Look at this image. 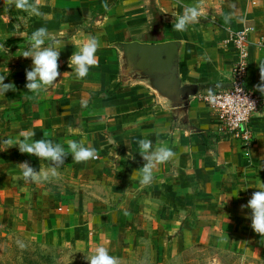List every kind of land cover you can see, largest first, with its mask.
Wrapping results in <instances>:
<instances>
[{
  "label": "crops",
  "instance_id": "1",
  "mask_svg": "<svg viewBox=\"0 0 264 264\" xmlns=\"http://www.w3.org/2000/svg\"><path fill=\"white\" fill-rule=\"evenodd\" d=\"M197 2L40 0L39 9L45 15L37 17L0 0V45L9 50L0 49V75L6 76L5 83L16 86L15 92L0 95V140H22L24 134L34 133L32 140L61 143L65 151L69 139L97 150V159L83 163H76L69 154L59 168V176L74 185L66 190L74 197L84 194L92 199L85 217L80 216L86 230H101L103 224L115 222L116 215L124 216L126 222L134 207L130 199L140 198L145 192L162 199L168 195L176 198L178 192L186 199L195 194L203 202L223 203L234 214L250 216V210L241 206L255 191L264 189V96L255 90L260 83L259 63L264 62V0H199L206 18L185 32L174 31L173 21L183 13V5ZM153 7L163 20L162 28L160 24L152 26ZM228 13L233 19L225 24L222 17ZM41 27L60 41L56 50L60 51L61 76L38 97L25 99V95L32 96L25 88V70L31 69L32 60L21 55L32 32ZM236 32H246V88L261 103L252 120L250 144L225 136L197 96L175 108L147 81L124 74L121 55L114 47L179 42L178 75L182 85H196L199 90L212 85L228 89L235 60L229 40ZM89 36L99 42L98 62L85 78L77 79L69 67L70 57ZM198 135H205L204 143ZM144 138L154 147L167 142L176 154L154 170L153 182L147 186L140 183L139 170L146 161L136 143ZM12 146H0V166L5 164L8 172L0 170V184L7 179L9 189L13 180L9 173L19 172L20 163L28 162L37 172L49 167L47 161L21 154ZM3 188L0 185V194ZM43 188V194L47 193L48 186ZM111 194L119 197V202L106 200ZM60 204L51 210L55 226L69 210L63 201ZM74 210L78 211V204Z\"/></svg>",
  "mask_w": 264,
  "mask_h": 264
},
{
  "label": "rangeland",
  "instance_id": "2",
  "mask_svg": "<svg viewBox=\"0 0 264 264\" xmlns=\"http://www.w3.org/2000/svg\"><path fill=\"white\" fill-rule=\"evenodd\" d=\"M0 170L8 173L5 164ZM20 171L9 173L11 189L4 177L0 184L5 189L0 194V264H89L98 246L120 264H264V238L247 222L250 216L234 214L223 203L203 202L195 194L162 199L145 192L130 199L134 207L126 222L116 215L103 229L86 230L80 216L85 217L90 196L74 197L65 189L74 185L59 176V169L57 177L42 183L24 181ZM62 201L69 210L55 226L51 210Z\"/></svg>",
  "mask_w": 264,
  "mask_h": 264
},
{
  "label": "clouds",
  "instance_id": "3",
  "mask_svg": "<svg viewBox=\"0 0 264 264\" xmlns=\"http://www.w3.org/2000/svg\"><path fill=\"white\" fill-rule=\"evenodd\" d=\"M179 2V0H178ZM9 6L15 9L27 12L29 15L42 17L45 14L39 9L40 0H6ZM201 18L205 17V12L201 3L193 5H183V13L175 17L172 29L178 32H185L190 25L198 24ZM225 24H230L233 14L223 15ZM47 42V43H46ZM60 41L52 38L47 28L41 27L32 32L29 44L21 55L23 58H31V69L25 70L26 81L25 88L27 93L32 96L25 95V99H34L39 96L42 90H45L56 84L57 78L61 76L58 71V59L60 51L56 50V46ZM99 42L96 38L89 36L78 51H75L70 57L69 67L73 68L72 72L77 79L85 78L89 69L97 65L96 52ZM0 49L9 51L4 45H0ZM260 83L255 86V90L264 96V62L259 63ZM6 76L0 75V95H4L8 91H16L14 83H5ZM219 87V85H216ZM207 99L213 103L216 101L215 89H207ZM248 101V100H247ZM249 103V102H248ZM253 105V103H249ZM34 133L24 134L22 140H14L6 138L0 140V146L15 145L21 154L35 156L41 161H47L49 167L47 170L41 169L37 172L28 162L17 165L21 170L23 180L32 183H42L49 181L50 178L58 176V169L64 165L65 159L71 154L72 159L76 163L88 162L98 158V152L95 148L88 147L84 142L75 140H67L68 151H65L61 143H54L51 140L40 139L32 140ZM142 158L146 161L144 166L139 170L140 183L142 185H150L153 182L154 170L162 164L168 163L175 157V152L168 147L167 142H158L153 146V142L149 139H138L136 141ZM11 148V147H8ZM6 148L5 151L8 149ZM55 165V166H52ZM242 209L250 210L251 228L253 231L264 238V189L255 191L246 205L241 206ZM21 248L23 243L17 241ZM89 264H120L117 257L109 255L108 249L104 246L95 248L94 254L88 259Z\"/></svg>",
  "mask_w": 264,
  "mask_h": 264
},
{
  "label": "built area",
  "instance_id": "4",
  "mask_svg": "<svg viewBox=\"0 0 264 264\" xmlns=\"http://www.w3.org/2000/svg\"><path fill=\"white\" fill-rule=\"evenodd\" d=\"M229 41L235 54L230 73V87L224 89L212 85L203 89L197 98L207 109L211 119L219 123L220 130L225 136L243 144H250L252 120L261 103L259 98L246 88L248 71L246 32L232 34ZM208 88L215 89V103L207 99Z\"/></svg>",
  "mask_w": 264,
  "mask_h": 264
},
{
  "label": "water",
  "instance_id": "5",
  "mask_svg": "<svg viewBox=\"0 0 264 264\" xmlns=\"http://www.w3.org/2000/svg\"><path fill=\"white\" fill-rule=\"evenodd\" d=\"M121 55L124 74L140 77L158 93L163 95L172 106L179 108L187 105L189 99L200 94L198 86L181 84L178 75L179 42L162 44L126 43L116 44Z\"/></svg>",
  "mask_w": 264,
  "mask_h": 264
},
{
  "label": "trees",
  "instance_id": "6",
  "mask_svg": "<svg viewBox=\"0 0 264 264\" xmlns=\"http://www.w3.org/2000/svg\"><path fill=\"white\" fill-rule=\"evenodd\" d=\"M152 10H151V15H152V17H153V22H152V26L154 25V23L155 24H157V25H159L160 24V27L162 28V26H163V20H162V18H161V16H160V14L157 12V10L153 7V8H151ZM151 39L152 40H155V38H153L152 36H151ZM210 87V86H209ZM201 139H202V141H203V143L205 142V135H198Z\"/></svg>",
  "mask_w": 264,
  "mask_h": 264
}]
</instances>
